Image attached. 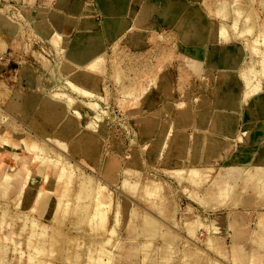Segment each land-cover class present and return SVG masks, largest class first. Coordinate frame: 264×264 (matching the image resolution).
<instances>
[{
    "label": "rangeland",
    "instance_id": "374dc122",
    "mask_svg": "<svg viewBox=\"0 0 264 264\" xmlns=\"http://www.w3.org/2000/svg\"><path fill=\"white\" fill-rule=\"evenodd\" d=\"M165 1L129 5L116 31L101 0L82 1L87 30L0 2V264H264L248 175L264 178L248 124L264 0H171L173 24L151 10ZM185 21L240 65L183 39Z\"/></svg>",
    "mask_w": 264,
    "mask_h": 264
},
{
    "label": "crops",
    "instance_id": "0c3cea01",
    "mask_svg": "<svg viewBox=\"0 0 264 264\" xmlns=\"http://www.w3.org/2000/svg\"><path fill=\"white\" fill-rule=\"evenodd\" d=\"M87 0H0L1 3L8 4L10 6L18 7L23 5L24 7H32L39 9V12L42 14H46L50 19H57L62 20V22H72L75 26L77 24L78 29H84L87 30L91 28V21L88 19H85L83 17H79L80 9L83 6V2ZM118 5H113L112 0H101V2L106 4V9L109 11L110 15V23L109 27L110 30L116 31L121 30L123 28V24H125V21L123 19L124 15H126V12L128 10L129 5H133V3H136V5H140L143 3V0H118ZM167 5H173L176 7V13L172 19H166L161 14ZM182 5L175 4L171 0H166L163 5L152 7L151 10H155L158 12V14L163 18V20L166 23L173 24L175 22V18L180 14L179 11L182 10ZM144 13V11H141ZM167 16V15H166ZM143 18V17H142ZM184 29L182 32L183 39H185L187 42H190V44H201L203 45L207 39H210V45L216 40L213 36H210V31H205V33L201 30V27L192 21H185L184 23ZM126 25V24H125ZM210 36V37H209ZM207 37V38H206ZM216 37V36H215ZM215 43V42H214ZM218 42H216L214 45L215 47V53L221 55V60L224 62V64L229 67L230 69H235L238 67L241 63V60L243 58L242 55L245 54L244 50L240 48V46L235 49L233 52L224 51L223 48L219 47L217 45ZM96 45L97 49V44ZM85 45V46H89ZM213 47V48H214ZM96 52V50H93L92 53L89 55H93ZM194 55H198V51H194ZM242 56V57H241ZM196 69L197 67H193ZM254 101L258 104V110L254 113V115L249 116V123L251 135L256 136V140L259 141L260 148H263L264 145V83L262 84V89L258 92V94H255ZM260 109L263 111L261 112ZM264 150V149H263ZM258 163H264V158L258 159ZM264 166V165H263ZM250 167V166H248ZM253 177V176H252ZM255 178V177H254ZM257 178H260L257 176ZM264 182V178H260L258 182V188H261L260 182ZM264 184V183H263ZM264 187V186H263ZM264 195V193H263ZM263 210L262 212H259V214H264V208L260 209ZM259 228H255V230L252 231L253 237L258 241V247H260L261 243V235L264 236V217H263V224H258ZM260 233H262L260 235ZM264 240V238H263Z\"/></svg>",
    "mask_w": 264,
    "mask_h": 264
},
{
    "label": "bare ground",
    "instance_id": "6f19581e",
    "mask_svg": "<svg viewBox=\"0 0 264 264\" xmlns=\"http://www.w3.org/2000/svg\"><path fill=\"white\" fill-rule=\"evenodd\" d=\"M234 4V3H233ZM231 5V4H230ZM217 6V5H216ZM232 6V5H231ZM231 6H229V7H231ZM219 9H221V8H219ZM233 9V8H232ZM219 12H221V11H219ZM175 13H176V7L175 6H173V5H167L166 7H164V9L162 10V14H163V16L166 18V19H172V17H174V15H175ZM219 14V13H218ZM167 15V16H166ZM221 31V30H220ZM249 31V30H248ZM222 33V32H221ZM93 50H96V45L94 44V43H92V44H90L89 46H84V45H82V46H80V49H79V51H81V52H83L84 54L83 55H87V54H91L92 53V51ZM252 50H253V48H252ZM256 51V50H255ZM254 51H252V53H253ZM255 54V53H254ZM257 54V53H256ZM90 61V60H89ZM264 66V65H263ZM81 68V67H80ZM251 68V67H250ZM248 70V69H247ZM249 71V70H248ZM83 72V71H82ZM244 72V71H243ZM240 73V72H239ZM242 73V72H241ZM248 73V72H247ZM249 75H251V74H249ZM243 78V77H242ZM245 80H248V78L246 77L245 78ZM245 82V81H244ZM247 82V81H246ZM249 85V84H248ZM252 85V84H251ZM245 86V85H244ZM256 86V85H255ZM251 87V86H250ZM248 89V88H247ZM252 89V88H251ZM220 104H222V103H220ZM223 105H225L224 103H223ZM74 108V107H73ZM53 109H54V105L53 104H49V106H45V107H43L42 106V111L43 112H41V116L44 118V119H46V121H48V122H53L54 120H55V118H54V115H53V113H52V111H53ZM55 111V110H54ZM220 121V120H219ZM228 125L229 123H228V121H223V122H217V124H216V128H217V131H226V132H228V129H226V128H224L225 127V125ZM230 130V129H229ZM246 132H244L243 133V135L245 134ZM248 134H249V132H247ZM245 136V135H244ZM246 138H247V135H246ZM67 168V167H66ZM68 171V170H67ZM249 175V181H251V180H254V184H256V187L258 188V182H259V180H260V178H254V176L253 175H251V174H248ZM253 176V177H252ZM67 177V176H66ZM66 179V178H65ZM67 181V180H66ZM264 182L263 181H261L260 182V185L262 186L261 188H262V190H264V184H263ZM102 186V185H101ZM97 187V186H96ZM99 187V186H98ZM101 188V187H100ZM102 188H103V186H102ZM155 191V190H154ZM264 193V192H263ZM147 194H149V193H147ZM100 195V194H99ZM95 196H96V193H95ZM98 196V195H97ZM61 196H59V198H60ZM101 198V197H100ZM106 200H107V198H106ZM100 203H101V201H99ZM102 203H103V201H102ZM94 205V204H93ZM99 205V204H98ZM95 207H97V206H95ZM99 207V206H98ZM56 208V207H55ZM94 208V207H93ZM93 210V209H92ZM94 210H96L95 208H94ZM98 210V209H97ZM100 211V210H99ZM92 212V211H91ZM102 212V211H101ZM91 215V214H90ZM101 218H102V215H101ZM106 218V217H105ZM104 218V219H105ZM100 220V219H99ZM89 225V224H88ZM88 227V226H87ZM31 237V236H30ZM203 242V241H202ZM208 243V242H207ZM207 245V244H206ZM209 245V244H208ZM237 247V246H236ZM234 248V247H233ZM260 248L262 249L261 250V253L262 252H264V240H263V238L261 239V243H260ZM240 253V252H239ZM106 257H108V256H106ZM262 259V258H261ZM28 262V261H27ZM37 262H39V261H37ZM233 263V262H232ZM74 264V263H73ZM183 264V263H182Z\"/></svg>",
    "mask_w": 264,
    "mask_h": 264
}]
</instances>
